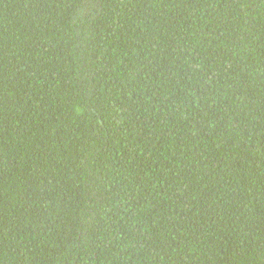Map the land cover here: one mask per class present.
<instances>
[{
	"label": "trees",
	"instance_id": "trees-1",
	"mask_svg": "<svg viewBox=\"0 0 264 264\" xmlns=\"http://www.w3.org/2000/svg\"><path fill=\"white\" fill-rule=\"evenodd\" d=\"M0 264H264V0H0Z\"/></svg>",
	"mask_w": 264,
	"mask_h": 264
}]
</instances>
